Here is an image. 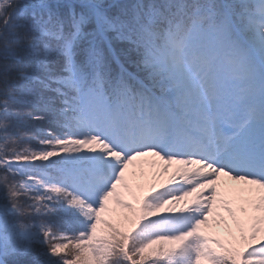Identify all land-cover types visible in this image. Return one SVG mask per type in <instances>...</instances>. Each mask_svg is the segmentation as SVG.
Returning a JSON list of instances; mask_svg holds the SVG:
<instances>
[{
    "label": "snow or ice",
    "instance_id": "6c2138e0",
    "mask_svg": "<svg viewBox=\"0 0 264 264\" xmlns=\"http://www.w3.org/2000/svg\"><path fill=\"white\" fill-rule=\"evenodd\" d=\"M0 264H264V0H0Z\"/></svg>",
    "mask_w": 264,
    "mask_h": 264
}]
</instances>
